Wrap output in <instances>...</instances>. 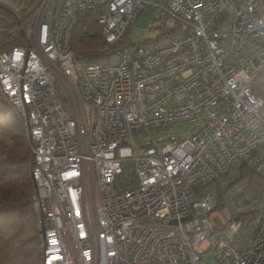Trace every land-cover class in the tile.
Here are the masks:
<instances>
[{
    "label": "built area",
    "instance_id": "built-area-1",
    "mask_svg": "<svg viewBox=\"0 0 264 264\" xmlns=\"http://www.w3.org/2000/svg\"><path fill=\"white\" fill-rule=\"evenodd\" d=\"M151 2L41 0L5 31L17 44L0 50V98L30 155L42 264H264V109L251 90L264 0ZM146 4L166 32L123 43ZM87 11L104 49L121 45L106 61L71 49ZM178 123L185 138L168 135Z\"/></svg>",
    "mask_w": 264,
    "mask_h": 264
},
{
    "label": "trees",
    "instance_id": "trees-1",
    "mask_svg": "<svg viewBox=\"0 0 264 264\" xmlns=\"http://www.w3.org/2000/svg\"><path fill=\"white\" fill-rule=\"evenodd\" d=\"M8 1L21 5L14 10L0 3V30L4 29V32H0V50L17 44L13 37L5 33L6 29L23 24L41 2ZM23 28L25 31L29 26L24 25ZM127 32L128 30L125 40ZM70 46L75 56L85 62L106 61L121 47L117 44L104 49L103 37L93 11L79 15L72 31ZM251 90L254 97L263 101L264 109V69L251 82ZM30 170L31 159L23 139L21 124L12 108L0 98V264H42L31 206ZM249 174L255 184H259V179L251 172Z\"/></svg>",
    "mask_w": 264,
    "mask_h": 264
},
{
    "label": "rangeland",
    "instance_id": "rangeland-1",
    "mask_svg": "<svg viewBox=\"0 0 264 264\" xmlns=\"http://www.w3.org/2000/svg\"><path fill=\"white\" fill-rule=\"evenodd\" d=\"M154 2L155 0H151ZM160 3L163 2V0H158ZM151 2V3H152ZM8 4H5L4 2H1V4H4L8 6L11 9H18L21 4H14L12 2L7 1ZM152 7L150 4L144 5L143 11L141 14L138 16L136 21L129 27L128 32H127V43H137L141 42L144 40L151 41L158 37L160 34L165 33L166 30L161 29L160 23L161 20L158 21H152ZM33 23V21H32ZM166 25L169 27L172 24L171 19H166L165 20ZM13 113L16 116V111L12 109ZM17 117V116H16ZM190 130V124L187 123H178L174 124L171 127L167 129L168 135L169 136H174V137H180V138H185ZM163 135H166L165 132ZM127 143H129V149L132 151V149H136L138 151L141 150L139 147L138 141L133 140L131 138H126L125 140ZM129 152V151H128ZM206 192H211L207 190ZM214 223L216 228H221L222 223L220 219H214ZM222 236H225V233L222 234Z\"/></svg>",
    "mask_w": 264,
    "mask_h": 264
},
{
    "label": "bare ground",
    "instance_id": "bare-ground-1",
    "mask_svg": "<svg viewBox=\"0 0 264 264\" xmlns=\"http://www.w3.org/2000/svg\"><path fill=\"white\" fill-rule=\"evenodd\" d=\"M30 16H31V15H30ZM30 16H29V17H30ZM29 19H30V20H32V18H31V17H30ZM31 206H32V202H31Z\"/></svg>",
    "mask_w": 264,
    "mask_h": 264
},
{
    "label": "clouds",
    "instance_id": "clouds-1",
    "mask_svg": "<svg viewBox=\"0 0 264 264\" xmlns=\"http://www.w3.org/2000/svg\"><path fill=\"white\" fill-rule=\"evenodd\" d=\"M126 41V40H125ZM127 43V42H126ZM127 44H129V43H127Z\"/></svg>",
    "mask_w": 264,
    "mask_h": 264
}]
</instances>
